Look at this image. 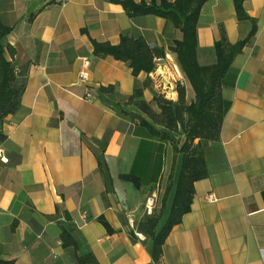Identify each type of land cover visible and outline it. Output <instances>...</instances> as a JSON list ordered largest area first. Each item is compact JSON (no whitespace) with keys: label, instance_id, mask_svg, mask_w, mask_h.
<instances>
[{"label":"crops","instance_id":"0c3cea01","mask_svg":"<svg viewBox=\"0 0 264 264\" xmlns=\"http://www.w3.org/2000/svg\"><path fill=\"white\" fill-rule=\"evenodd\" d=\"M243 6L254 23L236 19L232 0H205L200 8L201 66L215 63L213 44L222 32L233 44L253 24L256 31L221 78L224 113L219 137L210 143L208 174L193 183L190 210L154 261L152 238L137 224L151 192L156 232L169 214L175 184L168 193L163 189L168 148L123 114L137 113L124 102L148 76H133L126 62L110 55H94L91 40L117 44L121 35L141 36L162 49L164 67L177 65L169 47L181 33L162 17H130L112 0H0V22L12 28L6 39L16 50L7 58L26 74L20 106L0 127L1 260L76 264L74 250L61 245V224L99 264H264V0ZM83 58L90 64L82 82ZM108 86L111 92L99 91ZM154 95L149 81L142 96L158 110ZM122 174L135 177L138 187Z\"/></svg>","mask_w":264,"mask_h":264},{"label":"trees","instance_id":"16d2710c","mask_svg":"<svg viewBox=\"0 0 264 264\" xmlns=\"http://www.w3.org/2000/svg\"><path fill=\"white\" fill-rule=\"evenodd\" d=\"M120 4L130 16L155 15L167 19L179 30L181 37L175 39L169 47L174 53L176 63L183 76L188 80L194 90V98L190 103L186 102L184 90L178 89L177 100L166 99L161 95H154L153 102L158 110L143 99L142 90L149 85V79L142 83L141 87H135L132 94L124 102L133 106L136 112H123L131 121L145 126L151 136L163 141L169 138L167 131H176L181 125L186 131V139L180 147L182 153L181 164L172 198L169 214L156 232L158 214L153 209L151 214H144L137 224V231L145 237L152 238L149 249L154 261H157L162 253V244L171 228L178 224L182 215L190 210V204L194 193L193 183L207 176V154L202 149V144L216 141L219 137L220 126L223 119L224 105L220 93V82L228 70L234 56L238 54L249 39L254 35L256 27L253 24L245 38L230 43L222 32L218 40L213 44L215 63L209 66H201L196 60V24L200 8L205 0H174L168 2L160 0L147 4L143 1L135 3L133 0H112ZM236 19L238 21L254 20L246 13L243 3L245 0H232ZM12 28L0 22V127L3 119L14 113L20 106V98L25 88V69H17L11 60L16 50L11 46L6 37ZM93 54L96 56L110 55L116 60L126 62L131 68L133 76L140 72L152 71L155 61L164 56L162 49L149 46L143 37H131L121 35L117 44L97 42L91 40ZM112 86L99 88L100 92H111ZM158 126L164 130L158 129ZM0 130V138H4ZM198 141L193 144L194 140ZM201 148V149H199ZM197 149H199L197 151ZM120 178L129 180L135 187L138 182L135 177L127 174ZM59 207L56 206V214ZM108 232L111 228L108 223L100 218ZM15 221L11 227L14 228ZM59 238L62 247H70L75 252L76 264H99L90 250H82L79 243L72 235L71 230L60 224ZM13 261L0 259V264H12Z\"/></svg>","mask_w":264,"mask_h":264},{"label":"built area","instance_id":"2783aa9c","mask_svg":"<svg viewBox=\"0 0 264 264\" xmlns=\"http://www.w3.org/2000/svg\"><path fill=\"white\" fill-rule=\"evenodd\" d=\"M161 58L155 61L154 68L152 71L147 73L148 79L150 80L152 87L155 90V95H161L166 99H170L176 101L174 99L175 88L177 85H183L182 80L180 78L181 71L178 65L174 63H170V65L166 64V66L161 67L159 64ZM90 64L89 58L82 59V66L79 71L78 78L80 81H86L88 77L87 67ZM171 85L172 87L170 88ZM84 99L90 100L89 92H86L83 96ZM207 199L209 201H214V197L212 194H208ZM157 196L155 192H151L145 199L143 208L145 214H151L155 204H156Z\"/></svg>","mask_w":264,"mask_h":264},{"label":"rangeland","instance_id":"374dc122","mask_svg":"<svg viewBox=\"0 0 264 264\" xmlns=\"http://www.w3.org/2000/svg\"><path fill=\"white\" fill-rule=\"evenodd\" d=\"M182 74V72H181ZM183 76V75H182ZM179 87H182L184 90V95L186 98V102L190 103V101L193 100L194 98V90L190 83L187 82L183 83V85H177L175 88V93L174 96L177 98L178 96V89ZM158 129L164 130L162 127L158 126ZM169 134V138L163 140V142L167 145L168 148V156L165 161L163 159V164L165 166V184L163 186V189H166V193H168L169 188H171L177 179V175L179 173L180 169V164H181V157L182 153L179 151L180 147L182 146L183 142L186 139V131H184L183 127L181 125L177 126L176 131H167ZM198 141V139H195L193 144H195ZM210 143L207 144H202V149L206 151V154L208 156L210 152ZM199 148V149H201ZM197 149V151L199 150Z\"/></svg>","mask_w":264,"mask_h":264}]
</instances>
